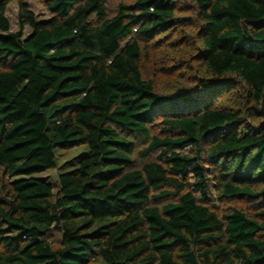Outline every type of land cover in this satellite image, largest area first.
I'll use <instances>...</instances> for the list:
<instances>
[{"label": "trees", "instance_id": "16d2710c", "mask_svg": "<svg viewBox=\"0 0 264 264\" xmlns=\"http://www.w3.org/2000/svg\"><path fill=\"white\" fill-rule=\"evenodd\" d=\"M177 1H19L11 32L0 0V264H264V205L209 206L264 198V0H186L203 71L167 96L142 62ZM79 146L55 193L34 177Z\"/></svg>", "mask_w": 264, "mask_h": 264}, {"label": "rangeland", "instance_id": "374dc122", "mask_svg": "<svg viewBox=\"0 0 264 264\" xmlns=\"http://www.w3.org/2000/svg\"><path fill=\"white\" fill-rule=\"evenodd\" d=\"M19 1L27 3L29 9L39 18L46 16L41 7L40 0H7L5 17L9 22L11 32H16L18 30L17 13ZM108 6L109 10L112 11L115 7V0H111ZM176 8V16L183 30H176L172 33L168 32L167 34L157 37L156 40L158 41L159 46L154 48V54L156 58V67L159 70H157V73L153 74L144 61L142 62V73L144 77L153 81L157 93L167 96H174L175 94L188 89L191 85V78L194 75L199 74L200 71H203L200 62L195 57L197 48L199 47V39L195 28V19L192 14V8L186 0L177 1ZM23 33L25 36L28 35L30 29L25 28ZM231 102L227 101L224 102V104H232ZM157 130L158 127L154 128L153 132L157 133ZM135 144L138 150L140 146L139 141H136ZM188 150L189 147H185L181 152L187 153ZM86 151L87 148L85 146H79L67 150H57L55 152V167L45 172L34 174V177H39L49 182L54 188L55 193L58 175L73 169L78 162V158ZM153 159L154 157L149 160H140L133 155L131 160L134 167H140L142 164ZM212 195L213 200L209 202V206L220 216L223 213L230 211L232 208L237 207H243L253 214L259 213V209L264 205V198L258 202H252L248 200H229L216 195L215 193ZM169 200L173 199L171 197H164L154 203L160 205ZM47 240L52 248L55 249L60 247L59 233L51 230L48 234ZM88 264H101V262L97 259Z\"/></svg>", "mask_w": 264, "mask_h": 264}]
</instances>
